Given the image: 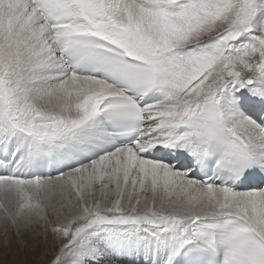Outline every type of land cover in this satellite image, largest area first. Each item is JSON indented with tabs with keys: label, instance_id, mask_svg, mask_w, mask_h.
<instances>
[{
	"label": "snow or ice",
	"instance_id": "6c2138e0",
	"mask_svg": "<svg viewBox=\"0 0 264 264\" xmlns=\"http://www.w3.org/2000/svg\"><path fill=\"white\" fill-rule=\"evenodd\" d=\"M0 264H264V0H0Z\"/></svg>",
	"mask_w": 264,
	"mask_h": 264
}]
</instances>
